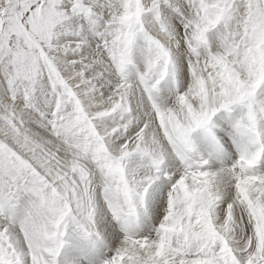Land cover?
Masks as SVG:
<instances>
[{
    "label": "snow or ice",
    "instance_id": "snow-or-ice-1",
    "mask_svg": "<svg viewBox=\"0 0 264 264\" xmlns=\"http://www.w3.org/2000/svg\"><path fill=\"white\" fill-rule=\"evenodd\" d=\"M0 264H264V0H0Z\"/></svg>",
    "mask_w": 264,
    "mask_h": 264
}]
</instances>
